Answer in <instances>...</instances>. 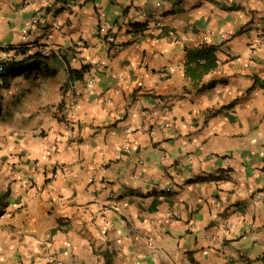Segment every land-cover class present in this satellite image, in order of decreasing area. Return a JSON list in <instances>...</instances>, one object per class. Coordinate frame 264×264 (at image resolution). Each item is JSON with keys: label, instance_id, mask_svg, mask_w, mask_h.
Wrapping results in <instances>:
<instances>
[{"label": "crops", "instance_id": "0c3cea01", "mask_svg": "<svg viewBox=\"0 0 264 264\" xmlns=\"http://www.w3.org/2000/svg\"><path fill=\"white\" fill-rule=\"evenodd\" d=\"M261 32L264 0H0V264H264Z\"/></svg>", "mask_w": 264, "mask_h": 264}, {"label": "trees", "instance_id": "16d2710c", "mask_svg": "<svg viewBox=\"0 0 264 264\" xmlns=\"http://www.w3.org/2000/svg\"><path fill=\"white\" fill-rule=\"evenodd\" d=\"M66 3L68 0H62ZM137 29L142 28L144 24L136 23L134 25ZM187 60L185 63L186 74L197 78L200 77L203 73H206L214 69L218 65V58L216 54L217 47L211 44H201L196 47L187 48ZM90 65H84L80 69L70 68V77L71 79H81L84 76V73L89 70ZM11 67L6 64V69L1 75L2 77H7L10 73ZM214 82H209L203 85V88H210L214 85Z\"/></svg>", "mask_w": 264, "mask_h": 264}, {"label": "built area", "instance_id": "2783aa9c", "mask_svg": "<svg viewBox=\"0 0 264 264\" xmlns=\"http://www.w3.org/2000/svg\"><path fill=\"white\" fill-rule=\"evenodd\" d=\"M58 2L66 5V6H70L73 5L74 3H76L77 0H68L66 3H64L62 0H57ZM138 16L142 17L144 15V12L142 10H137ZM102 29L105 30V40L108 43H113L115 44V46H117L118 48L120 47V43L115 42V38L113 33L108 30L106 28V26L103 24L102 25ZM259 40L260 42L263 44L264 43V33L261 32L260 36H259ZM12 53L11 52H7V51H2L0 52V76L4 73L5 69H6V64L8 63L9 59L11 58ZM94 79L91 78L88 80L89 83H93ZM66 91L69 94V99L67 101V104L69 105H74L77 102V99L79 98V96L81 95V91L77 88H75L74 85H71L70 87H68L66 89ZM169 109V106L164 104L161 107L162 111H167ZM64 114V113H62ZM66 122V127L71 129V124L69 121L65 120ZM72 131V135L75 133L74 129L71 130ZM58 176V172L57 171H53L52 172V179H55ZM61 261H59L54 255L50 254L48 256V260H47V264H60Z\"/></svg>", "mask_w": 264, "mask_h": 264}]
</instances>
